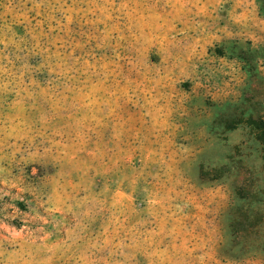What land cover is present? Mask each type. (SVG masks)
Here are the masks:
<instances>
[{"label": "rangeland", "instance_id": "obj_1", "mask_svg": "<svg viewBox=\"0 0 264 264\" xmlns=\"http://www.w3.org/2000/svg\"><path fill=\"white\" fill-rule=\"evenodd\" d=\"M264 0H0V264H264Z\"/></svg>", "mask_w": 264, "mask_h": 264}, {"label": "trees", "instance_id": "obj_2", "mask_svg": "<svg viewBox=\"0 0 264 264\" xmlns=\"http://www.w3.org/2000/svg\"><path fill=\"white\" fill-rule=\"evenodd\" d=\"M261 139H262V141L264 142V133H263V135H262V138H261Z\"/></svg>", "mask_w": 264, "mask_h": 264}]
</instances>
